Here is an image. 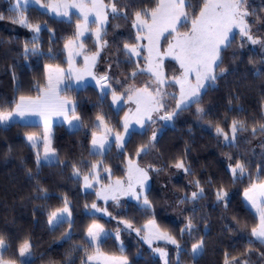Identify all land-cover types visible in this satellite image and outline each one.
<instances>
[{
	"label": "trees",
	"instance_id": "trees-1",
	"mask_svg": "<svg viewBox=\"0 0 264 264\" xmlns=\"http://www.w3.org/2000/svg\"><path fill=\"white\" fill-rule=\"evenodd\" d=\"M13 1L0 0V15L4 17L0 19V112L11 111L21 96L41 93L37 87L46 86V65L67 66L65 44L76 37L80 20L76 14L65 19L36 5L23 7L28 21L40 25L41 30L34 32L13 22L19 16ZM258 1L251 4L252 15L248 20L252 34L260 37L262 43L254 47L248 39L235 33L231 46L221 54L220 67L226 71L221 74L216 70L217 79L213 86L208 85L202 91L199 104L177 111L171 118L172 124L158 125L160 133L151 141L146 154L136 155L153 136L154 125L150 123L144 130L132 131L123 150L112 144L106 152L93 154L91 137L99 130L96 118L103 116L113 129L120 131L123 109L117 111L109 93H101L92 84L64 91L77 100L80 125L74 129L63 123L54 126L52 145L59 163L56 160L37 163V153L41 156L43 146L33 147L26 135L40 132V124L16 121L0 125L2 237L7 242L20 239L31 245L32 257L23 264H91L87 257L97 247L91 244L86 233L95 221L110 230L99 244V251L123 254L130 264H162L144 239L145 226L151 221L180 246L177 250L176 245H165L169 264H225L226 259L229 264L244 261L264 264V244L251 235L259 219L244 200V193L253 182L264 181V132L261 131L264 125V1ZM104 2L115 3L118 12L110 14L102 40L110 47L115 70L130 76L144 61L138 62L125 49V44L138 42L133 27L135 13L154 10L160 0ZM201 3L202 0H192L193 7L186 6L190 17L198 15ZM189 27L190 24L181 25L179 29L186 31ZM85 42L89 51L97 50L93 36H88ZM26 44L30 50L27 53ZM34 47L35 53L31 51ZM174 67L177 68L175 63ZM198 108L204 111L198 112ZM233 121L239 122L235 139L225 141L216 128L230 136ZM128 159H137L141 165L150 167L152 183L146 192L147 205L142 204L143 199L102 202L94 190H84L83 175L86 174L97 172L103 182L124 178ZM177 163H183L187 171L176 167ZM237 163L245 166L244 174H232L231 166ZM177 172L180 176L170 179ZM163 176L169 178L177 198L184 196L182 205L184 208L187 205L186 216L194 225L191 231L174 218L173 212L168 213V198L160 183ZM201 188L202 196L190 200L191 193ZM218 190L227 195L217 199ZM66 204L72 218L51 228L50 214ZM93 204L107 207L113 217L90 212ZM125 221L132 228H127ZM199 241H203V251L193 257L192 245Z\"/></svg>",
	"mask_w": 264,
	"mask_h": 264
},
{
	"label": "snow or ice",
	"instance_id": "snow-or-ice-1",
	"mask_svg": "<svg viewBox=\"0 0 264 264\" xmlns=\"http://www.w3.org/2000/svg\"><path fill=\"white\" fill-rule=\"evenodd\" d=\"M37 5L40 4V0H33ZM29 0H15L14 10L19 13L17 19H15L14 23H19L24 27L31 28L34 32H39L40 25L31 24L27 17L24 16V5H27ZM89 4H91V8L96 10L95 16L99 20L100 24L104 23L106 20V14H103V10L108 7L103 2H99V0H80L79 3H61L57 5H46L44 7H50L53 12L57 15H61L64 17L69 16V9L76 8L79 9L83 13V20L85 23L88 21V12L85 11ZM247 0H202L201 7L199 8L198 15L190 17L189 14L185 11V7L188 8L193 7L192 0H160L157 7L151 12L145 11L141 13L137 11L135 13V20L133 21V27L137 28L138 34L135 37L137 41L141 39L139 32L144 30L147 32V40L150 47L148 48L149 53L151 54L153 51V47L158 44L160 36L163 35L164 32L177 33V37L175 43L169 44L168 47V55H174V58L179 61L180 68L183 70L179 77H173L170 83L179 84L180 92L178 102L176 106L171 111H166L162 115L159 116V119L162 120H170L177 111L186 109L191 104H199L200 102V89L204 88V82H211L209 86H213L214 82L217 79L216 70L219 69L220 73L223 74L225 69L221 68L220 65L223 63L221 59V51L226 50L231 46L234 36L232 39L229 38V34L232 30L238 29V34L242 37H247L248 40L252 44L261 43L258 38H254L251 35V27L247 22V17L252 15L246 7ZM111 12L116 14L118 9L115 3H111ZM61 9H63L61 11ZM103 15V19L101 16ZM142 16H149L151 19V23H148L147 20L143 19ZM183 17V20L181 18ZM4 17L0 15V19ZM256 21H253L255 23ZM190 24V31L180 34L177 32V25H188ZM81 26L77 25L79 29ZM78 35H82V32H78ZM97 38L100 37V30L96 31ZM35 39V38H34ZM71 41L69 44H66L65 47L68 48L71 45ZM126 52L129 56L135 54L140 55L138 50V45H129L125 44ZM29 48L27 44L25 45V53L29 52ZM33 53L37 51L34 47L31 49ZM96 55H93L91 58L94 62L96 59ZM157 56H159V52L157 51ZM86 65L88 64V58H85ZM151 65V61H149ZM90 68V66H89ZM149 72H151L152 76L155 78L156 87L149 91V88L152 87L151 84H146L143 88H129L128 92L134 93L137 97V112H140L141 109L139 105L144 102L145 107V115L148 120L152 119L151 112L157 111L160 112L165 108L164 104V96L172 95L173 99H176L174 94H166L163 93L161 86L165 83L163 78V72L161 68V64L159 62L156 63L155 68L149 67ZM58 74H61L60 69L55 70ZM143 71V70H141ZM195 74L194 78L196 80V84L192 85L189 77L191 74ZM89 74H91L89 70ZM136 72L131 73V78H135ZM71 75V70L69 72ZM100 80H107L106 76L100 77ZM57 83L59 80L57 79ZM98 83L100 81H97ZM187 86V87H186ZM108 88L111 89V86L108 85ZM47 91H44L37 87V91L41 92V96H37L35 99L30 97L21 96L19 99V103L16 104L14 112H0V124L8 123L12 120L14 115L24 116L25 114H38V115H46L51 110H58L60 114L65 116V119L68 120V123L73 127H78V124H73V121H80V117L75 114V105L69 100L60 99L59 93L56 90V86L53 82V77L50 74L47 82ZM101 91L104 92V85H101ZM153 92L155 95H153ZM112 98L113 102H118L121 97H118L115 94V91L112 90ZM129 99H132V96H128ZM183 106V108H182ZM72 113L71 119L68 118L67 112ZM198 112H203L202 108L197 109ZM99 124L98 127L104 125L103 116L97 117ZM137 123H140L138 120ZM239 122L233 121L231 126L232 131V139H235V133L237 131V124ZM124 131H128V122L127 117L124 122ZM240 128H243V124H240ZM108 131H111L108 129ZM255 131V129H253ZM261 131L264 132V125L261 126ZM48 128L47 125L45 127V136L42 141L43 143V160L51 163L54 159L56 163H59L58 158L55 156V152L50 148V141L47 138ZM217 134L223 135L225 141H229V135L223 131V129L217 127ZM155 134L151 137L149 144L141 146L136 155L139 156L141 152L147 153L148 149L152 146L151 141L155 140ZM28 141L31 142L33 147H36L39 142L37 138L33 135H29L27 137ZM230 142V141H229ZM113 143L123 147V137L119 134L114 135ZM92 145L94 149L93 154H102L101 150L106 149V145H108V141L106 138L97 139L95 135L92 139ZM41 161V156L39 152L37 153V163ZM178 168H183V163H177L175 165ZM93 168L96 165L92 166ZM133 168L132 161H129V190H131V194L136 196L139 199V195L132 190V178H133ZM187 171V169H185ZM246 171L245 166L242 163H237L235 167L231 168V172L233 175L244 174ZM135 172L138 174L137 182L143 185V182L147 180V171L138 167H135ZM76 174L79 175V170H76ZM88 176L84 177L86 182V186L90 187V184H87ZM116 187H122V182L117 180ZM197 186H199V181L196 182ZM252 195H249V192H245V196L251 202L252 206L255 208L256 212L259 214V226L254 227L251 230V235L256 238L261 244H264V183L259 185H253L249 190ZM203 194V189L201 188L199 192H193L191 194L192 199H196ZM217 199H223L227 193L223 190H218ZM259 197V202H258ZM115 199V197H113ZM65 203H67L65 201ZM149 202L147 197H144V204L147 205ZM92 208H96V205H91ZM99 211V209H97ZM66 215H70L69 209L64 207L63 209H59L54 211L49 216L50 224H60L66 220ZM127 228H132V225L127 221L124 222ZM148 227L147 225L145 226ZM194 227L191 220L186 225L187 230L191 231ZM139 232V229H136ZM103 232V229L99 225H92L88 229V237L90 241H98L100 238V233ZM106 235V234H105ZM158 239H164L169 241L172 244L177 246V250H180V246L177 243L176 239L167 233H157ZM148 240V243L151 244V239L145 237ZM31 245L26 241L19 249V255L24 257L29 253ZM8 245L4 241L2 237H0V264H13L11 260H6L4 258V253L7 251ZM97 253H99V248L96 249ZM155 251L159 252L161 257L165 259V264H168L167 261V253L163 249H155ZM203 251V241H199L192 245L191 252L193 257L200 255ZM103 259L105 264L108 261H112L113 264H128L127 260H116L113 257H100L98 256H89V260L93 259ZM225 264H229L226 259ZM242 264H247L246 261L242 262Z\"/></svg>",
	"mask_w": 264,
	"mask_h": 264
},
{
	"label": "rangeland",
	"instance_id": "rangeland-1",
	"mask_svg": "<svg viewBox=\"0 0 264 264\" xmlns=\"http://www.w3.org/2000/svg\"><path fill=\"white\" fill-rule=\"evenodd\" d=\"M255 1H257V0H247L246 7L250 13H251V9H252V7L250 8V6H251V4L256 3ZM263 1L264 0H259L258 2H263ZM79 2H80V0H47V2H43L40 0V4L37 5L36 3L33 2V0H29V3L27 5L23 6V7H27L30 5H36L42 9L47 10L52 15L57 16L59 18L70 19L73 14H76L80 17V20L77 22V25H80L81 27L79 29L77 28L76 37L71 38L66 42V44H69V41L72 42L68 48L65 47L67 66L63 67V66L53 65V64L46 65V68H45L46 86L42 90H44V91L48 90L47 89V82H48V77L51 74L53 77V82L56 86V90L59 93L60 99L71 101L75 105V114L76 115H78L76 112L77 100L72 98V97L65 95L64 91L68 88H71V87L81 88L87 84L95 85L99 89V91L103 94L109 93L110 101H111L112 105L114 106V108L117 111L123 109V114H122V119H121L122 129L120 131L113 129L112 126L110 124H108L106 122V120L104 119V125L99 126L98 127L99 130L92 133L91 150L93 152H94V149H93V145H92V139H93L94 135L97 139L106 138L108 141V145H106V149L101 150L102 153L106 152L112 146V144H115V143H113L115 134H119L120 136L123 137V147H120L119 145L115 144L118 149L123 150L124 145H125L127 139L129 138L131 132L134 130H139V131L144 130L147 127L148 123L154 125L152 135L155 134V137H157L160 133V128L158 127L159 124H161V125L172 124L171 119L170 120H162V119H159V116L162 115L164 112H166V110L171 111L172 109H174L176 106V103L178 102V98H179L180 85L179 84H172V83H170V81L172 80L173 77H179L183 70L180 68L179 61H177L174 58V55H168L169 44L175 43L177 33H171L170 37H168L166 39V37L170 34V32H164L163 35L160 36L158 44L151 46V47H153V51L150 54L148 51V48L150 47V45L148 44V40H147V32L144 30H141L139 32L141 39L136 44H129V45H138V50L140 52V55L137 56V55L133 54L131 56L135 60H137L138 62L140 59H143L144 61H143L142 65H139L137 70L133 71V72L137 73L135 78L133 79V78H131V74H130V76H128L125 73H119L118 71L115 70L117 67L115 65V60H113V58H112V53L109 52V50H108V48H110V47H108L107 41L102 40V37L106 31V27H107L108 22H109V16L112 13L111 12V6H110L111 4L105 3L104 0H99V2H103L105 5L108 6L103 10V14H106V20H104L103 24L99 23V20L95 16L96 10L91 8V4H89L88 8L85 10L88 12L87 23H85V21L83 20V13L79 9H76V8L69 9V16L64 17L61 15H57L55 12H53L51 10L50 7H44L46 5H57V4H61V3L71 4V3H79ZM85 2L87 3V0H85ZM12 4L14 7L15 0L13 1ZM186 5H187V1H186ZM62 10L63 9H61V11ZM185 11H186V7H185ZM250 17L251 16H248L246 18L249 25H250V23H249L248 19ZM142 18L147 20L148 23H151V19L149 16H142ZM101 19H103V15L101 16ZM181 20H183V17L181 18ZM252 21H253V19H252ZM180 26L181 25H177V32L178 33L183 34L185 32L190 31V27L188 29H184L186 31H180V29H179ZM260 26H262V25H260ZM97 29L100 30L99 39L97 38V35H96ZM135 30L137 31V34H138L137 28H135ZM251 31H252V29H251ZM78 32H82V35H78ZM235 33H238V29L234 28L232 30V32L229 34V38L231 39ZM90 35L93 36L94 40L96 41V43L98 45L97 50H95V51H89L87 48L86 42H85L86 38ZM251 35L254 38H258L260 40V37L254 36L252 34V32H251ZM242 38H244L246 40L248 39L247 37H242ZM163 41H164V44H162ZM261 43H262V41H261ZM261 43L253 44V46L258 47ZM157 51L159 52V56H157ZM97 53H98V55H96V59L93 62L91 58L93 57V55H95ZM221 54H222V51H221L220 55ZM86 57L88 58V64L87 65L85 63ZM149 61H151V65H150ZM157 62H159L161 64V68H162V72H163V78L165 80V83L161 86L163 93L174 94L176 99L173 100L172 95H165L164 96L165 108L163 110H161L160 112L152 111L150 113L152 116V119L148 120L147 116L145 115V107H146L145 103L142 102L139 105L141 111L137 112V107H138L137 102H136L137 97L134 93L128 92L126 90H128L129 88H143L146 84H151L152 87L149 88V91H152V89L156 87V83H155V78L152 76L151 72H149L148 69L150 66L152 68H155V65ZM174 63L177 65V68L174 67ZM167 65H169V67L171 69ZM89 66H90V68H89ZM167 67H168V71L170 73H172L171 75H169V72L167 71ZM56 69H60L61 74H58L55 71ZM70 70H71V75H69ZM89 70H90L91 74H89ZM141 70H143V71H141ZM194 75L195 74L193 73L189 77V80H190L192 85L196 84V80L194 78ZM103 76L107 77L106 81L100 80V77H103ZM57 79L59 80L58 83L56 82ZM97 81H100V82L98 83ZM210 83L211 82H208V81L204 82V88L200 89V95H201L202 91L205 90ZM101 85H104V92L101 91ZM108 85L111 86V89L108 88ZM117 88H120V89L117 90ZM112 90L115 91V94L118 97H121V99H119L118 102H115V103L113 102ZM41 95H42V93H40L39 95H36V96H25V97H30L32 99H35L37 96H41ZM129 95L132 96V99L128 98ZM153 95H155L154 92H153ZM17 103H19V100ZM14 110H15V107L11 111H6V112H14ZM65 111L67 112L68 118L71 119L72 113L68 112L67 109H65ZM126 117H127V122H128V131L127 132L124 131V127H123ZM138 120L140 121V123H137ZM16 121L23 122V123L40 124L42 130L38 133L27 134L26 139L29 135H33L39 141L37 144H42V146H43L42 141H43L44 136H45V127L47 125V128H48L47 138L50 141L49 146L51 149L54 150L55 156L57 158H58L57 153H56V151L52 145V140H53V135H54V126L56 124H62L63 123L69 129L76 128V127H73L72 125H70L68 123V120L65 119V116L60 114L59 111L55 110V109L51 110L48 114H46L44 116L38 115V114H25L24 116L14 115L10 122L3 123L0 125L4 126V125L11 124L13 122H16ZM73 124H78V126H79L80 121L79 122L73 121ZM98 124H99V121L96 118V125L98 126ZM108 129H110L111 131H108ZM235 135H236V133H235ZM229 139H230L229 141H233L232 132H231V135L229 136ZM27 141H28V139H27ZM28 142L31 144L30 141H28ZM258 143L261 144V138L258 139ZM43 155H44V151L42 148L41 161L47 162V161L43 160ZM130 160L132 161V165L134 166L133 178L131 181L132 190H134L139 195V199H137L136 196H133L131 194V190H129V171L128 170H129V161ZM54 161H55V159L52 162H54ZM135 167H138V168H141V169H144L147 171L148 178H147V180H145L143 182L142 186H141V184H139L137 182L138 174L135 172ZM233 167H235V166H233ZM231 168H232V166H231ZM182 171L185 172V169L183 168ZM151 175L152 174L150 172L149 166L141 165L137 159H128L127 164H126V176L124 178H115V179L111 178L109 181L103 182L101 180V176L97 172H94L93 175H90V174L83 175V188H84V190H94L97 194L98 200L102 201V202H109V201L118 202L120 200L139 201L140 199H143L142 204L145 205L144 204V197H146V192L148 191V189L150 188L151 183H152V176ZM85 176H88V178H89L87 181V184H90L91 185L90 187L86 186V182L84 180ZM179 176H180V172H177L174 175L170 176V179H175V178H178ZM117 180L122 182V187H119V188L116 187L115 182ZM160 183L163 185L161 188L164 190V194H165L166 198H168V202L166 203V206H167L166 209L168 210V213L173 212L172 215L174 216V218L179 223L183 222L185 225H187L189 223V218L186 216L187 205H185V208L182 205V200H183L184 196H181L178 198L176 197V194H174L173 188L170 186L171 183H170L169 178L167 176L161 177ZM261 183H264V181L253 182L252 185L245 192H249V195H252V193L249 190L252 188L253 185H259ZM193 188L195 189L196 187H193ZM113 197H115V199H113ZM181 198H182V200H181ZM189 199L190 200L192 199L191 195H190ZM244 200H245L246 205L252 209L254 214L259 219V214L256 212L255 208L252 206V204L248 200V198L245 196V193H244ZM258 202H259V197H258ZM64 207H67L69 209L70 215H66V220H70L72 218V214H71V209H70L68 204L56 209L55 211H57L59 209H63ZM97 209H99V211H97ZM90 212L98 213V214H100L106 218H112L113 217V215L109 212V209L107 207H104V206L99 207L96 205V208L91 207ZM48 224L51 228L58 225L55 223L50 224L49 221H48ZM94 224L99 225L103 229V232L100 233V238L98 241H90V238L88 237V229ZM147 226H148L147 228L145 227L146 233L144 235V239H145V237H148L149 239H151L152 242H151V244H149L148 240H146V239H145V242L148 245H150L154 249V251L157 248L163 249L167 253V261L169 264V253H168V249L165 247V245L171 244V245L175 246V244H172L167 240L157 238L158 232L159 233H166V232L163 231L162 229H160L155 222L151 221L147 224ZM258 226H259V224L257 225V227ZM88 229H87V233H86L87 238L91 242V244H93L96 247H98L99 244L110 234V230L107 229L102 223H100L98 221L91 223L89 225ZM3 232H4V228L0 222V237H2ZM111 233H113V232H111ZM5 242L8 245V249L4 253V258L6 260H11L13 262V264H23L24 262L31 259V257H32L31 248L29 249L30 254H26L24 257H21L19 255V249L26 241L20 240V239H15V240H12L10 242H7V241H5ZM121 243L122 242L120 241L119 245H122ZM161 245H163V246H161ZM155 254L161 259L162 264H165V259L163 257H161L160 253L155 251ZM98 255L100 257H113V258H116V260L126 259L128 264H130L129 259L126 256H124L123 254H113V253H107L104 251H99V253H97V251H95L94 253L90 254L89 256H98ZM88 257H87V260L91 264H105V261L102 258L89 260ZM107 264H113V262L108 261Z\"/></svg>",
	"mask_w": 264,
	"mask_h": 264
}]
</instances>
